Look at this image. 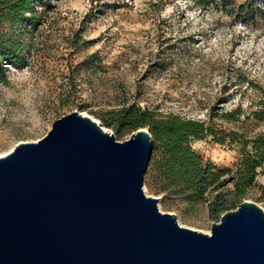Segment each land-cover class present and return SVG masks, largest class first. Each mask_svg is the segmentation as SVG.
<instances>
[{"label": "rangeland", "instance_id": "rangeland-1", "mask_svg": "<svg viewBox=\"0 0 264 264\" xmlns=\"http://www.w3.org/2000/svg\"><path fill=\"white\" fill-rule=\"evenodd\" d=\"M263 95L264 0H33L24 17L0 21V155L76 109L127 139L132 132L101 116L131 103L255 136L264 131L254 113ZM237 108L236 119L224 115ZM192 144L237 173V142L209 135ZM148 170L145 190L183 225L211 232L221 220L214 193L197 203L167 195ZM260 171L250 198L264 207ZM224 187L232 197L233 182Z\"/></svg>", "mask_w": 264, "mask_h": 264}, {"label": "water", "instance_id": "water-1", "mask_svg": "<svg viewBox=\"0 0 264 264\" xmlns=\"http://www.w3.org/2000/svg\"><path fill=\"white\" fill-rule=\"evenodd\" d=\"M153 152L150 127L121 140L76 109L0 155V264H264V207L183 225L145 190Z\"/></svg>", "mask_w": 264, "mask_h": 264}, {"label": "trees", "instance_id": "trees-1", "mask_svg": "<svg viewBox=\"0 0 264 264\" xmlns=\"http://www.w3.org/2000/svg\"><path fill=\"white\" fill-rule=\"evenodd\" d=\"M32 1L0 0V21L24 17L32 8ZM261 103L262 108L254 113L257 118L264 119V95ZM240 110L233 109L224 115L236 119V112ZM216 114L213 113V116ZM101 117L108 125L114 126L117 132L124 128L133 132L142 126L150 127L154 137V152L149 168L157 172L162 181L159 190L167 195L181 194L192 203L201 202L214 193L211 210L218 218L227 210L238 207L244 199L250 198L261 173L260 167L264 166V131L250 136L236 129H217L207 119L179 113L163 114L139 103L109 109L107 115ZM209 135L223 143L231 139L241 146L242 158L236 174L228 176L231 171L229 167L219 165L193 146L194 139ZM230 182L234 184V195L227 198L224 186Z\"/></svg>", "mask_w": 264, "mask_h": 264}]
</instances>
